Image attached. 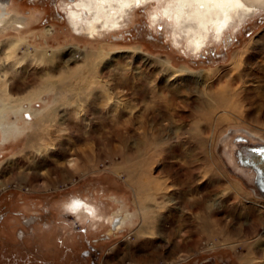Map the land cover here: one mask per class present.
<instances>
[{"label": "rangeland", "instance_id": "obj_1", "mask_svg": "<svg viewBox=\"0 0 264 264\" xmlns=\"http://www.w3.org/2000/svg\"><path fill=\"white\" fill-rule=\"evenodd\" d=\"M10 1L26 27L0 30V264H264V196L222 154L235 131L264 140V12L193 56L139 11L90 38L64 0ZM216 70L235 83L214 76L228 100L209 113L184 76ZM75 197L97 215L72 213Z\"/></svg>", "mask_w": 264, "mask_h": 264}, {"label": "clouds", "instance_id": "obj_2", "mask_svg": "<svg viewBox=\"0 0 264 264\" xmlns=\"http://www.w3.org/2000/svg\"><path fill=\"white\" fill-rule=\"evenodd\" d=\"M62 8L68 26L90 38L121 32L128 16L139 11L151 29L167 26L164 41L170 48L193 56L210 39L223 43L236 23L259 11L251 0H64Z\"/></svg>", "mask_w": 264, "mask_h": 264}, {"label": "bare ground", "instance_id": "obj_3", "mask_svg": "<svg viewBox=\"0 0 264 264\" xmlns=\"http://www.w3.org/2000/svg\"><path fill=\"white\" fill-rule=\"evenodd\" d=\"M251 2H252V6H253V9H258L259 11H253V13H252V15L250 16V18L249 19H251L253 16H255L256 14H258V13H260V12H264V3H261V0H251ZM133 13V12H132ZM131 15V14H130ZM130 15L128 16V18L130 17ZM134 16V15H133ZM132 19H133V17H131ZM130 19V18H129ZM132 19H131V21H132ZM248 19V20H249ZM248 20H247V22H248ZM129 21V20H128ZM128 21H127V23H128ZM130 21V22H131ZM126 22V21H125ZM245 23V22H244ZM244 23H236L233 27H232V29H230L229 30V32L228 33H230L233 29H239L240 27H242L243 26V24ZM25 22H24V20L23 19H21V18H14V19H9V18H7V17H5V15H1L0 14V30L1 29H3L4 27H10V26H16L17 27V29H19V28H23L24 26H25ZM127 25V24H126ZM159 25V24H158ZM162 25V24H161ZM25 28V27H24ZM74 30H75V33L77 34H80V31L78 30V29H75V28H73ZM125 29V27L123 28V30ZM73 30V31H74ZM47 33L48 34H50L51 33V31H52V28H51V26L50 27H48L47 28ZM236 31V30H235ZM228 33H226V34H228ZM226 34H225V36H226ZM81 35V34H80ZM84 35V34H83ZM8 40H10V41H8V43H7V47L8 48H14V47H16V45L19 43V39H9L8 38ZM210 42H212V40L210 39V40H208V41H206L205 42V46H202V50H204L205 49V47L207 46L206 44L207 43H210ZM21 43V42H20ZM18 50V49H17ZM201 50V51H202ZM13 51V50H12ZM55 51V50H54ZM50 52V51H49ZM53 52V51H52ZM7 53H9V52H7ZM12 53H14V52H12ZM16 53V52H15ZM32 53V52H31ZM42 53V52H41ZM243 53H244V51H243ZM242 53V54H243ZM10 54V53H9ZM40 54V53H39ZM50 54H51V52H50ZM90 54H92V53H90ZM36 55V54H35ZM42 55H43V53H42ZM45 55L46 54H44V56H43V61L46 59V57H45ZM94 55V54H93ZM11 56V55H10ZM47 57H48V55H46ZM240 56H241V52H239V51H237L236 53H234V56H233V61H232V63L233 64H235V66H236V64L240 61ZM26 57V56H25ZM39 57H42L41 56V54H40V56ZM88 59V58H87ZM47 62V61H46ZM91 63V62H90ZM163 64H164V66H165V73H171V71L173 70V68H172V66L170 65V61L169 60H166V61H164V62H162ZM231 64V63H230ZM242 64V63H241ZM17 65V64H16ZM88 65V64H87ZM90 65V64H89ZM234 66V65H233ZM242 66V65H241ZM231 66H229V68H230ZM90 69H91V67H90ZM241 69V68H240ZM94 71V70H93ZM180 71H183V72H188L187 71V69H185V68H182V69H180V70H176L175 71V73H178V72H180ZM236 72H238V71H236ZM62 73V72H61ZM67 73V72H66ZM232 73V72H231ZM234 74V73H233ZM217 76V83H226L224 86H226V85H230L231 86V84H233V83H235L233 80H235V79H232L231 77H228V75L226 74V73H223V74H219V71L218 70H216L215 72H210V73H206V74H204L203 75V77H200V74L198 75V76H191V74L189 75V76H184V79H185V81H186V85L188 86V88L189 89H192V90H195V89H197V88H201L202 90V97H198L197 99L198 100H200L201 102L200 103H202L203 105H205L206 106V108L208 109V111H209V113L211 112H215L216 111V109L217 108H221V107H226L225 106V103H226V101L228 100V98H227V100H224V95H225V93H224V91L221 89V88H218V85H216L217 83H216V80H214V76ZM64 76V75H63ZM66 77V76H65ZM69 77V76H68ZM228 77V78H227ZM192 79H194V80H192ZM204 79H211L209 82H208V80H205L206 81V83L207 84H204L203 85V80ZM231 83V84H230ZM238 83V82H237ZM10 85H12L11 84V81L8 83V85H6L5 86V88H3L4 89V91H5V96H6V92H7V94L10 96H13L14 94H17L16 92H14L13 90H12V87L10 86ZM53 85H54V83H53ZM185 86V85H184ZM223 86V85H222ZM234 88V87H233ZM3 89H2V91H3ZM183 89H184V87H183ZM229 90H231V89H229ZM183 91V90H182ZM199 91V90H198ZM42 92H44V89H42L41 90V92L39 91V93H38V95H40ZM229 93V92H228ZM173 94V93H172ZM175 94V93H174ZM173 94V95H174ZM31 97H35V96H38L37 94H35V93H31V94H29ZM235 95V94H234ZM15 96V95H14ZM199 96V95H198ZM229 96V94L227 95V97ZM232 96V95H231ZM14 98V100L15 101H23V100H28V99H30V98H26V97H20V98H18V99H15V97H13ZM176 98V97H175ZM196 99V100H197ZM228 104L229 103H227V106H228ZM230 105V104H229ZM206 114V113H205ZM216 114V113H215ZM207 115V114H206ZM209 115V114H208ZM212 115V114H211ZM1 118H3V117H1ZM1 120V119H0ZM126 124V123H125ZM6 127H5V124H3L2 122H0V129H2V131L4 132V129H5ZM128 128V127H127ZM128 131V130H127ZM12 132V131H11ZM5 133V132H4ZM9 134V133H8ZM5 137V136H4ZM6 137H7V135H6ZM9 137V136H8ZM146 143H147V141H146ZM142 144V143H141ZM148 147H146V146H143V145H140V146H138V148L136 149V150H133V149H131V150H133L132 151V153H134V155L136 156V159L134 160V162H133V164H136L137 165V167L139 168V166H145L146 165V159H147V156L149 155L148 153V149H147ZM124 157V156H123ZM124 160V159H123ZM126 160V159H125ZM124 160V161H125ZM124 161H122L123 162V165H125L128 161H125V163H124ZM119 165V164H118ZM121 165V164H120ZM141 166V167H142ZM121 167V166H120ZM142 169V168H141ZM142 171V170H141ZM132 173V172H131ZM134 175H135V172H134ZM134 175H133V177H134ZM136 177V176H135ZM140 176H138V178H139ZM134 181H136V178H134ZM138 181V180H137ZM144 181V180H143ZM142 181V182H143ZM139 182V181H138ZM145 182V181H144ZM151 182V181H150ZM3 184V183H2ZM3 185H5V184H3ZM143 185H145V184H143ZM142 185V186H143ZM149 185V184H148ZM147 186V185H146ZM156 186V184H155V182H152V184H150V187H155ZM144 187V186H143ZM138 189H140V188H138ZM140 193H141V190H140ZM69 208H71V206L69 207ZM72 210L74 211L73 213H87V214H89V215H97V211H96V209H95V207H94V205L93 204H85V202H78V201H76L75 203H73L72 204Z\"/></svg>", "mask_w": 264, "mask_h": 264}, {"label": "water", "instance_id": "obj_4", "mask_svg": "<svg viewBox=\"0 0 264 264\" xmlns=\"http://www.w3.org/2000/svg\"><path fill=\"white\" fill-rule=\"evenodd\" d=\"M222 153L231 172L264 196V140L246 131H235L225 140Z\"/></svg>", "mask_w": 264, "mask_h": 264}, {"label": "flooded vegetation", "instance_id": "obj_5", "mask_svg": "<svg viewBox=\"0 0 264 264\" xmlns=\"http://www.w3.org/2000/svg\"><path fill=\"white\" fill-rule=\"evenodd\" d=\"M13 4V1H10V0H0V14L1 15H5V17H7V18H11L12 16H13V12L11 11V5ZM25 22V21H24ZM10 27H12V26H10ZM13 27L14 28H17L16 26H14L13 25ZM24 27H26V24H25V26ZM23 27V28H24ZM22 28V29H23ZM51 28H52V26H51ZM19 29H21V28H19ZM46 33H47V31H46ZM51 33H52V31H51ZM48 34V33H47ZM3 123V122H2ZM4 124V123H3ZM2 185V183L0 184V186ZM76 201H78L79 203L80 202H85V204H90L89 202H87V201H85V200H83V199H81V198H79V197H75V198H73L71 201H70V203H69V206L68 207H70L71 206V208H69L70 209V211L73 213L74 211L72 210V204L73 203H75ZM27 222L28 221H26V224H27ZM32 222H37L36 220L34 221H32ZM31 223V222H30ZM29 224V223H28ZM18 233H21V235H19ZM15 234H18V235H16V236H18L20 239H24V238H26V233L24 234V231L23 230H21L20 232L19 231H16L15 232ZM7 235L9 236V237H7V238H10V239H13V238H11L12 236H13V234H12V231H9V233H7ZM45 235H47V234H45ZM91 262H93L94 264H95V260L93 261V260H91Z\"/></svg>", "mask_w": 264, "mask_h": 264}]
</instances>
